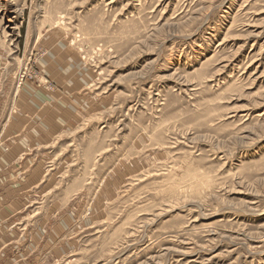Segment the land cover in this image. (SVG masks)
<instances>
[{
	"label": "rangeland",
	"instance_id": "rangeland-1",
	"mask_svg": "<svg viewBox=\"0 0 264 264\" xmlns=\"http://www.w3.org/2000/svg\"><path fill=\"white\" fill-rule=\"evenodd\" d=\"M0 123L35 264H264V0H0Z\"/></svg>",
	"mask_w": 264,
	"mask_h": 264
},
{
	"label": "crops",
	"instance_id": "crops-1",
	"mask_svg": "<svg viewBox=\"0 0 264 264\" xmlns=\"http://www.w3.org/2000/svg\"><path fill=\"white\" fill-rule=\"evenodd\" d=\"M37 162L36 156L0 153V264H35L40 241L48 243L54 236V217L48 210L47 215H23L26 196L40 185ZM45 225H50V234L41 239L40 227Z\"/></svg>",
	"mask_w": 264,
	"mask_h": 264
}]
</instances>
